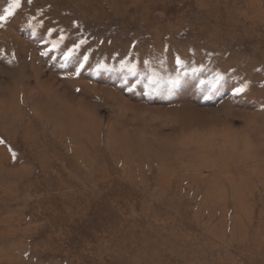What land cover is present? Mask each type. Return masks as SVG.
<instances>
[{
    "label": "rangeland",
    "instance_id": "obj_1",
    "mask_svg": "<svg viewBox=\"0 0 264 264\" xmlns=\"http://www.w3.org/2000/svg\"><path fill=\"white\" fill-rule=\"evenodd\" d=\"M13 2L0 264H264V0Z\"/></svg>",
    "mask_w": 264,
    "mask_h": 264
},
{
    "label": "snow or ice",
    "instance_id": "obj_2",
    "mask_svg": "<svg viewBox=\"0 0 264 264\" xmlns=\"http://www.w3.org/2000/svg\"><path fill=\"white\" fill-rule=\"evenodd\" d=\"M19 6V0H14L13 4L10 6V8H15ZM11 15V11L10 10H5V14L4 15H0V21L5 20V18ZM237 91H243V89H237Z\"/></svg>",
    "mask_w": 264,
    "mask_h": 264
},
{
    "label": "bare ground",
    "instance_id": "obj_3",
    "mask_svg": "<svg viewBox=\"0 0 264 264\" xmlns=\"http://www.w3.org/2000/svg\"><path fill=\"white\" fill-rule=\"evenodd\" d=\"M214 195L211 193L210 195H209V198H212Z\"/></svg>",
    "mask_w": 264,
    "mask_h": 264
}]
</instances>
